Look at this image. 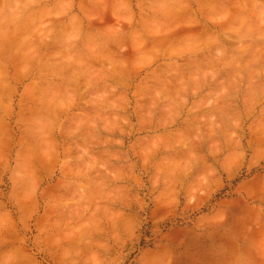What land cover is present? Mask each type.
Instances as JSON below:
<instances>
[{
	"label": "clouds",
	"instance_id": "9594fccd",
	"mask_svg": "<svg viewBox=\"0 0 264 264\" xmlns=\"http://www.w3.org/2000/svg\"><path fill=\"white\" fill-rule=\"evenodd\" d=\"M0 264H264V0H0Z\"/></svg>",
	"mask_w": 264,
	"mask_h": 264
}]
</instances>
